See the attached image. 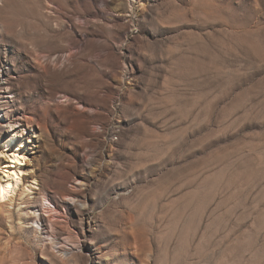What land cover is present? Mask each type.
I'll return each instance as SVG.
<instances>
[{
	"label": "rangeland",
	"instance_id": "1",
	"mask_svg": "<svg viewBox=\"0 0 264 264\" xmlns=\"http://www.w3.org/2000/svg\"><path fill=\"white\" fill-rule=\"evenodd\" d=\"M2 112L0 264H264V0H0Z\"/></svg>",
	"mask_w": 264,
	"mask_h": 264
},
{
	"label": "bare ground",
	"instance_id": "2",
	"mask_svg": "<svg viewBox=\"0 0 264 264\" xmlns=\"http://www.w3.org/2000/svg\"><path fill=\"white\" fill-rule=\"evenodd\" d=\"M43 67L44 69H47L48 67H50V65L49 63H47L46 65H43ZM10 93H12L11 97L16 96L13 94V92ZM0 116L3 117L4 112H2ZM3 125L4 124L0 122V127ZM2 143L3 145L2 147H0V153L2 154V157H5L6 159L5 161H2V165L0 166V206L4 205L3 202L6 200L10 202L14 200L15 194L24 181L23 165H27V150L24 149L25 145H23V143H21V145L17 147L13 146V137L8 138L4 141L0 140V144ZM27 188V191L24 190V193L27 192V194L30 195L32 193V187Z\"/></svg>",
	"mask_w": 264,
	"mask_h": 264
}]
</instances>
